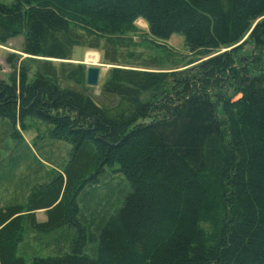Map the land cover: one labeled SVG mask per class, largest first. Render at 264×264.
<instances>
[{"label":"trees","instance_id":"obj_1","mask_svg":"<svg viewBox=\"0 0 264 264\" xmlns=\"http://www.w3.org/2000/svg\"><path fill=\"white\" fill-rule=\"evenodd\" d=\"M138 20L203 62L160 73L120 55ZM18 37L1 138L27 147L16 127L30 120L70 151L57 179L0 206V264H27L22 222L57 254L30 264H264V0L0 2V46ZM102 45L113 68L95 96L70 60Z\"/></svg>","mask_w":264,"mask_h":264},{"label":"rangeland","instance_id":"obj_2","mask_svg":"<svg viewBox=\"0 0 264 264\" xmlns=\"http://www.w3.org/2000/svg\"><path fill=\"white\" fill-rule=\"evenodd\" d=\"M13 1L0 0V2L6 5L12 4ZM124 38L123 40L127 46H120V55L133 52L136 54L134 60L140 62L138 64H148L151 69L149 71L181 73L189 70L192 71L203 62V60H199L189 52L182 36L173 35L168 39L153 38L149 35L146 24L141 20L135 22L134 31L124 35ZM247 38L248 36L246 35L236 45L242 47L241 51L237 53L239 57L249 55L251 52V45L248 44ZM22 43L23 38L18 37L10 39L4 46H0V80L7 82L13 75L11 67L6 63L8 55L20 57L21 59L19 61L27 58L26 55L20 53ZM230 50L226 49L222 52ZM104 52L103 45L100 50H88L87 48L76 47L73 49L71 55V63L81 64L85 68L94 66L100 70L99 85L96 89H92L95 96L99 95L100 87L105 83L110 70L113 68L112 65H108L103 61ZM90 53L97 54L98 59L96 62L90 63L86 61V55ZM129 60L131 61L133 59L129 58ZM50 61L55 66L61 63L59 60ZM30 69L33 71L34 67L30 66ZM25 124L27 128L22 129L18 126L16 130L27 147L18 143L19 141L17 140H11L10 138L4 140V138H1L4 132L8 131L10 133V128L5 122L0 120V161H6L7 165V169L0 171V206L16 202V197L19 200H22V198L26 200L28 198V192L33 193L43 183L57 179V174L62 172L69 158L70 147L66 143L57 141L51 143V141L47 140L43 142V138H40L42 136L41 127L33 124L30 120ZM9 152H12L13 155H10ZM22 159L32 166L26 168V164H22L21 167L19 165L15 169L9 167L12 161L16 160V163L19 164ZM40 164H42V170L39 171L38 167ZM26 189L29 191L21 192ZM35 217L38 222L46 221L43 211L35 212ZM23 223L25 222L21 223L23 230L20 232L21 241L17 243L19 249L17 255H22L27 264H30L31 260L36 257L47 258L57 256V254L51 253L49 248V250L47 249L46 240H49L47 236L43 237L42 241L40 239L35 241L34 238L36 236L26 234V225ZM58 233L62 232L59 230L56 234ZM37 234L40 233L37 232Z\"/></svg>","mask_w":264,"mask_h":264},{"label":"water","instance_id":"obj_3","mask_svg":"<svg viewBox=\"0 0 264 264\" xmlns=\"http://www.w3.org/2000/svg\"><path fill=\"white\" fill-rule=\"evenodd\" d=\"M100 70L94 66L85 70V86L90 89H96L99 85Z\"/></svg>","mask_w":264,"mask_h":264},{"label":"bare ground","instance_id":"obj_4","mask_svg":"<svg viewBox=\"0 0 264 264\" xmlns=\"http://www.w3.org/2000/svg\"><path fill=\"white\" fill-rule=\"evenodd\" d=\"M139 21H140V20H139ZM97 59H98L97 54H92V53H90V54H87V55H86V61H87V62L94 63V62L97 61Z\"/></svg>","mask_w":264,"mask_h":264}]
</instances>
